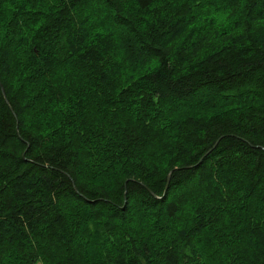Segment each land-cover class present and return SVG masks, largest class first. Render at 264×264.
Returning <instances> with one entry per match:
<instances>
[{
    "label": "trees",
    "instance_id": "trees-1",
    "mask_svg": "<svg viewBox=\"0 0 264 264\" xmlns=\"http://www.w3.org/2000/svg\"><path fill=\"white\" fill-rule=\"evenodd\" d=\"M224 1L0 0V264H264V0Z\"/></svg>",
    "mask_w": 264,
    "mask_h": 264
},
{
    "label": "rangeland",
    "instance_id": "rangeland-1",
    "mask_svg": "<svg viewBox=\"0 0 264 264\" xmlns=\"http://www.w3.org/2000/svg\"><path fill=\"white\" fill-rule=\"evenodd\" d=\"M213 1H217V3H219V6H218L219 9H218L217 12H219L220 14L217 13V15H216L215 13L208 12L205 17L218 19L217 16H220V18H219L220 21H222V22H232V23L234 21L240 20L242 14H243L242 2L241 1H240V5H239V7H238V9L236 11L228 9V8H225L226 6H225V1L224 0H213ZM0 32H1V30H0ZM36 264H42V263L41 262H37Z\"/></svg>",
    "mask_w": 264,
    "mask_h": 264
}]
</instances>
